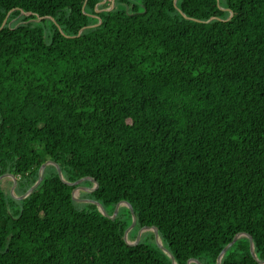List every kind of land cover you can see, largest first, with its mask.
I'll return each instance as SVG.
<instances>
[{
    "label": "trees",
    "instance_id": "16d2710c",
    "mask_svg": "<svg viewBox=\"0 0 264 264\" xmlns=\"http://www.w3.org/2000/svg\"><path fill=\"white\" fill-rule=\"evenodd\" d=\"M103 1L0 0V175L52 160L178 264L241 232L264 260V0ZM1 184L0 264H172L55 165ZM221 264L260 263L242 236Z\"/></svg>",
    "mask_w": 264,
    "mask_h": 264
},
{
    "label": "water",
    "instance_id": "95a60500",
    "mask_svg": "<svg viewBox=\"0 0 264 264\" xmlns=\"http://www.w3.org/2000/svg\"><path fill=\"white\" fill-rule=\"evenodd\" d=\"M105 1V0H104ZM103 1V2H104ZM218 1V0H217ZM114 0H112V5H111V7L110 8H112L113 6H114ZM174 4H176V0H174ZM22 13H24V11H22ZM9 14L10 13H8V15L6 16V18L4 19V21H3V23H2V26L0 27V29L6 24V22H7V19H8V16H9ZM210 19H212V18H210ZM84 28H82L81 29V31L83 30ZM80 31V32H81ZM48 165H55L56 167H57V170H58V174H59V177L65 182V183H67V184H69V185H77V184H79L80 182H82L83 180H86V179H89V180H91L92 182H94L95 183V187H97L98 186V183L96 182V180L94 179V178H91V177H88V176H85V177H83V178H80V179H78V180H76V181H73V182H70V181H67V180H65L64 179V177H63V175H62V172H61V169H60V167H59V165L56 163V162H54V161H52V160H47V161H45L42 165H41V167H40V169H39V175H38V179H37V181L23 194V195H20V196H17V195H15L14 194V190H15V187H16V185H17V178H16V176L15 175H13V174H10V173H5V174H2V175H0V180L1 179H3V178H6V177H10V178H12L13 179V184H12V186H11V189H10V192H11V194L15 197V198H18V199H23V198H25V197H27L40 183H41V181L43 180V178H44V175H45V169H46V167L48 166ZM95 187H94V189H95ZM93 189V190H94ZM72 198L74 199V200H77L75 197H74V195H73V192H72ZM84 201L85 202H90V203H93V204H95L97 207H98V209H99V211L103 214V215H105V216H107V217H110V218H112V219H114L116 216H117V213H118V209H119V206L120 205H128L129 207H130V209H131V211H132V222H131V224L126 228V230H125V232H124V240H125V242L127 243V244H130V245H136V244H138L139 242H140V240H141V235H142V232L143 231H145V230H150V229H153V231H154V234H155V238H156V241H157V245L165 252V253H167L169 256H170V258H171V260H172V264H178L176 261H175V258H174V256L170 253V251H169V249L167 248V247H165L164 246V244H163V242H162V239H161V237H160V235H159V229L156 227V226H144V227H142L139 231H138V233H137V238H136V240L134 241V242H128V240H127V235H128V233H129V231L135 226V224H136V216H135V214L133 213V210H132V207H131V205H130V203H128V202H126V201H124V200H122V201H120V202H118L117 203V205H116V207H115V209H114V212H113V214H109L107 211H106V209L104 208V206L99 202V201H97V200H95V199H92V198H87V199H84ZM242 236H247L248 238H249V241H250V251H251V254H252V256H253V258L255 259V260H257L260 264H264V260H261V259H259L258 257H257V254H256V252H255V247H254V241H253V238H252V236L250 235V234H248V233H245V232H241V233H237L234 237H233V239L221 250V252L219 253V255H218V257H217V262H216V264H221V259H222V257H223V255L226 253V251L235 243V241L237 240V239H239L240 237H242ZM160 237V240L158 239ZM192 262H195V263H197V264H202L198 259H195V258H190L188 261H187V263L186 264H191Z\"/></svg>",
    "mask_w": 264,
    "mask_h": 264
},
{
    "label": "rangeland",
    "instance_id": "374dc122",
    "mask_svg": "<svg viewBox=\"0 0 264 264\" xmlns=\"http://www.w3.org/2000/svg\"><path fill=\"white\" fill-rule=\"evenodd\" d=\"M221 8L223 9L224 7H221ZM9 178L10 177L3 178V179L0 180V182L2 183L1 185H3L4 187L8 188L9 192H10V189H11V186H12L13 183L11 184V182L8 180ZM10 179H12V178H10ZM10 194H11V192H10ZM73 195L77 199L76 201L80 202V200H79V198H80L79 189H75L73 191ZM133 228L129 231V233L127 235L128 242H134L135 241V238H136L137 234L135 235V229H133ZM151 233H153V235H154L153 242L157 243L153 229L143 231L142 235L144 234V236H147L149 238V237H151ZM158 239L160 240V237Z\"/></svg>",
    "mask_w": 264,
    "mask_h": 264
},
{
    "label": "flooded vegetation",
    "instance_id": "af4514ba",
    "mask_svg": "<svg viewBox=\"0 0 264 264\" xmlns=\"http://www.w3.org/2000/svg\"><path fill=\"white\" fill-rule=\"evenodd\" d=\"M16 19H12L10 23L14 22ZM83 181H87V180H83ZM94 185H87V184H84V183H79L77 185H74V189L72 190V192L75 190V189H79V193H80V202H85L84 199H87V198H90L88 196V194L92 193L93 189H94ZM16 188V187H15ZM117 205V204H116ZM124 205H120L119 206V209H118V213H119V210L123 207ZM116 207V206H115ZM105 208V207H104ZM106 209V208H105ZM115 209V208H114ZM107 211V209H106ZM114 212V211H113ZM117 213V214H118ZM113 214V213H112ZM142 237V235H141ZM136 238H137V235H136ZM135 238V240H136Z\"/></svg>",
    "mask_w": 264,
    "mask_h": 264
}]
</instances>
